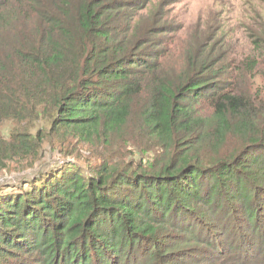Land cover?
I'll return each mask as SVG.
<instances>
[{"label": "trees", "instance_id": "1", "mask_svg": "<svg viewBox=\"0 0 264 264\" xmlns=\"http://www.w3.org/2000/svg\"><path fill=\"white\" fill-rule=\"evenodd\" d=\"M136 7L0 0V173L62 156L0 184V264H264V47L167 70Z\"/></svg>", "mask_w": 264, "mask_h": 264}, {"label": "rangeland", "instance_id": "2", "mask_svg": "<svg viewBox=\"0 0 264 264\" xmlns=\"http://www.w3.org/2000/svg\"><path fill=\"white\" fill-rule=\"evenodd\" d=\"M130 12L140 28L156 23L168 27V32L161 36L167 70L182 62L191 48L210 52L213 58L225 63H236L247 55L258 57L261 50L254 48L264 47V0H137V7ZM255 80L260 81L259 77ZM12 127L11 121L3 122L1 134L9 136ZM88 156L82 155L80 161ZM69 158L73 159L68 157L62 162ZM60 159L62 156L47 150L33 169L10 175H1L2 171L0 184L23 175L29 177L37 166L56 165Z\"/></svg>", "mask_w": 264, "mask_h": 264}]
</instances>
